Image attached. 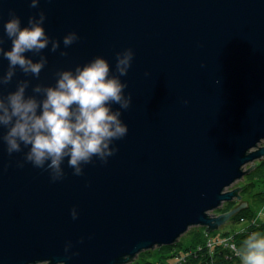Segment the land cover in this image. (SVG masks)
Instances as JSON below:
<instances>
[{
  "label": "water",
  "instance_id": "water-1",
  "mask_svg": "<svg viewBox=\"0 0 264 264\" xmlns=\"http://www.w3.org/2000/svg\"><path fill=\"white\" fill-rule=\"evenodd\" d=\"M29 4L0 0V48H12L3 27L10 11L22 28L43 11L42 27L60 48L52 53L49 44L41 52L48 63L38 79L17 68L0 96L28 80L26 96L43 99L33 93L36 85L54 87L57 72H74L95 57L114 75L116 54L132 49L131 68L120 77L132 103L121 110L127 135L110 145L118 151L106 164L93 157L82 176L72 175L65 158V178L53 183L48 172L24 163L27 148L9 156L0 139V264H129L142 252L175 245L192 227L214 230L247 206L212 214L240 199V188L229 189L264 160V0ZM71 32L79 40L65 48ZM8 64L0 54V76ZM6 132L0 127V137ZM67 242L69 255L78 253L70 259Z\"/></svg>",
  "mask_w": 264,
  "mask_h": 264
},
{
  "label": "clouds",
  "instance_id": "clouds-1",
  "mask_svg": "<svg viewBox=\"0 0 264 264\" xmlns=\"http://www.w3.org/2000/svg\"><path fill=\"white\" fill-rule=\"evenodd\" d=\"M40 0H30V8L36 9ZM11 17L4 24V32L12 42V48L0 54L8 64L7 72L0 76V86L11 83L16 69L28 76L39 78L48 60L41 52L51 44L50 51L57 52L60 41L52 39L42 27L46 15L40 11L28 18V26L21 27V19L12 11ZM79 40L75 32L63 37L65 48ZM25 53L39 55V61L33 62ZM61 51V56H67ZM134 52L126 49L116 54V74L110 76L109 63L101 57H95L89 63L77 66L75 71H59L54 87L36 85L33 93L42 96L38 100L35 95L26 96L28 80L17 83L15 92L0 96V127L7 129L0 137L7 147V153L28 151L24 154V163L48 172L53 183L65 178L62 163L68 158V167L73 169L72 175L82 176V165L93 163V157L106 164L108 158L118 151L110 147L113 141L124 138L128 127L120 117L121 110H128L132 103L131 94L125 95L128 85L121 83L120 77L126 76L131 68ZM203 67V65H202ZM149 75V73H145ZM185 104L188 101H184ZM118 105L112 110L110 105ZM24 163L18 162V167ZM73 220L78 218L75 208L71 211ZM80 243H83L81 239ZM73 245L67 242L64 252L67 258L78 255L71 252ZM38 264H49L48 261ZM57 264H64L59 260ZM244 264H264V238L253 234L247 241V252Z\"/></svg>",
  "mask_w": 264,
  "mask_h": 264
},
{
  "label": "trees",
  "instance_id": "trees-1",
  "mask_svg": "<svg viewBox=\"0 0 264 264\" xmlns=\"http://www.w3.org/2000/svg\"><path fill=\"white\" fill-rule=\"evenodd\" d=\"M255 179L261 182L264 180V160L255 164L253 169L247 173V176L243 179L244 184L238 187L240 192H244L247 188L246 186L250 185V183L254 184L253 181ZM254 201L255 203L259 202L258 204H264V190L255 193ZM223 208L222 205L218 212L229 210L228 205L225 209ZM253 213V210L247 205L246 208L232 215L228 221L232 223H237L241 219L249 221L252 219ZM219 228L209 231L191 229L186 235H183L187 236L185 242H182L180 238L175 245L162 246L155 248L154 251L142 252L131 264H164L165 262H173V264H232L235 261L232 251L228 246L217 241L219 238L217 230ZM253 234H258L259 237L264 238V222L249 224L242 232H232L231 244L235 246L236 250L246 254L247 241ZM211 237L216 242L209 246L210 244L208 245V243L211 242Z\"/></svg>",
  "mask_w": 264,
  "mask_h": 264
},
{
  "label": "rangeland",
  "instance_id": "rangeland-1",
  "mask_svg": "<svg viewBox=\"0 0 264 264\" xmlns=\"http://www.w3.org/2000/svg\"><path fill=\"white\" fill-rule=\"evenodd\" d=\"M263 144H261L262 146ZM258 162H255V164H257ZM252 165L254 164H249L245 167V170H247L249 167H251ZM253 168H251L249 171H251ZM247 171V172H249ZM247 174L244 176L246 177ZM244 179V178H243ZM254 184H251L250 185H247L246 189L244 192H239V195L241 196L240 199H235L234 201L232 202H228V203H224L223 204V209H225L228 205L229 207V210L225 211V212H218L219 210H216L214 212H212V214L214 215H221V214H225V213H228L230 210L232 209H235L236 207H238L242 202H246L247 205L250 206V209L253 210V215H252V219L249 220V221H246V220H239L237 223H232L230 221H228L230 218H228L223 224H221L219 227V229L217 230L218 232V236L219 238L217 239V241L219 243H228V247L229 245H233L231 244V234L232 232H236V231H243V229H245V227L249 224H254V223H261V222H264V204H258V203H255V201L253 202V197L255 195L256 192L260 191V190H264V180L261 182L260 180L258 179H255L253 181ZM244 184V180L242 181H238L237 183H235L229 190H234L236 189L237 187H240L241 185ZM252 207V208H251ZM246 207H242L240 210H238V212H240L242 209H244ZM191 229H196V231H200L201 229H206L204 227H192L190 228L184 235H186ZM224 229H226L224 231ZM225 232V233H224ZM231 232V234H229ZM224 233V234H223ZM187 236H181V241L182 242H185ZM212 238V237H211ZM216 241H213V238L211 240L210 243H208L209 246L213 245ZM234 246V245H233ZM231 247V246H230ZM232 248V247H231ZM229 248L232 253H233V259L235 261H233L232 264H244V256L245 254L240 252L239 250H236L235 246L231 249ZM155 249L153 250H150V251H154ZM156 255V253H154ZM137 259V258H136ZM135 259V260H136ZM239 261V262H238ZM131 264V263H129ZM164 264H173V262H165Z\"/></svg>",
  "mask_w": 264,
  "mask_h": 264
},
{
  "label": "built area",
  "instance_id": "built-area-1",
  "mask_svg": "<svg viewBox=\"0 0 264 264\" xmlns=\"http://www.w3.org/2000/svg\"><path fill=\"white\" fill-rule=\"evenodd\" d=\"M221 244H224L225 246H228V243H221ZM230 246H231L232 248L234 247L233 245H229V247H230ZM231 247H230V248H231ZM232 248H231V249H232Z\"/></svg>",
  "mask_w": 264,
  "mask_h": 264
},
{
  "label": "bare ground",
  "instance_id": "bare-ground-1",
  "mask_svg": "<svg viewBox=\"0 0 264 264\" xmlns=\"http://www.w3.org/2000/svg\"><path fill=\"white\" fill-rule=\"evenodd\" d=\"M230 248V247H229Z\"/></svg>",
  "mask_w": 264,
  "mask_h": 264
}]
</instances>
